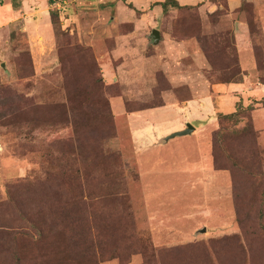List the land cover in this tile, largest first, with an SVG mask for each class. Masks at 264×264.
Instances as JSON below:
<instances>
[{
	"label": "rangeland",
	"instance_id": "374dc122",
	"mask_svg": "<svg viewBox=\"0 0 264 264\" xmlns=\"http://www.w3.org/2000/svg\"><path fill=\"white\" fill-rule=\"evenodd\" d=\"M162 1L0 0V264H264V0Z\"/></svg>",
	"mask_w": 264,
	"mask_h": 264
},
{
	"label": "crops",
	"instance_id": "0c3cea01",
	"mask_svg": "<svg viewBox=\"0 0 264 264\" xmlns=\"http://www.w3.org/2000/svg\"><path fill=\"white\" fill-rule=\"evenodd\" d=\"M179 1L181 2V4H184L181 0H179ZM241 4H242L241 0H228V8H229L230 12H233L236 9L238 10L240 8ZM217 9L218 8L216 7V10ZM210 12H212V9H210ZM135 28L137 29V27H135ZM234 30H235L236 39L239 38L242 35L245 36V40H244L245 42H244L243 45L240 46V44L238 42L237 43H238V50H239L240 56L243 53H245L246 56H247V59L244 58V60L241 57V64L243 66L242 70H245L246 72L244 71V78H243L242 81L230 82V83H225V84H221V83L219 84L218 83L216 85H213V84L211 85L212 86L211 89L214 87V88H216V91L221 92L222 95L221 94L218 95L220 101H223V97L225 95L237 98L235 96L234 92H232V91H235V90L242 91L245 88V86H246V88L250 87L251 89L258 90V91L262 90L264 92V84H262L261 82H258V84H256L253 81V75H254V70L253 69L255 67V62H254V60L252 58L251 49H250V46H249V39L251 37V32L248 29V25H246L245 22L237 21ZM160 32H161V35H162V39L158 43V44H160V46H161V44H163L162 42L165 41V40H167V42L170 45L173 46L171 50H174V48L175 49L179 48V49H185L187 52H189L188 49H187L188 45H191L192 47L196 46V54H198L197 57L200 60V65L202 67H205V68L208 67L209 64L207 63L208 62L207 56H206V54H205V52L203 50H200L201 52L199 51L198 46H197V44L199 42H197L198 41L197 39H196V43L197 44H195L194 43L195 38L188 39V40H186V39L185 40H178L172 34H169L167 32H163L161 30H160ZM242 50H245V52H243ZM247 69H249V70H247ZM223 90H226V92H224L225 94H223ZM208 96H209L207 98L208 101H207V103L205 101V105L209 104V102H211V104H213L212 100L210 98V94ZM193 100H195V99L192 98L191 100L189 99L188 101H193ZM239 100H242V99H239ZM222 104H223V102H222Z\"/></svg>",
	"mask_w": 264,
	"mask_h": 264
},
{
	"label": "trees",
	"instance_id": "16d2710c",
	"mask_svg": "<svg viewBox=\"0 0 264 264\" xmlns=\"http://www.w3.org/2000/svg\"><path fill=\"white\" fill-rule=\"evenodd\" d=\"M52 1H54V0H49L50 3H52ZM124 1H126V0H124ZM220 1H225V2H227V5H228V0H219V2ZM219 2L217 0H214V3H216L217 5ZM158 4L162 6L164 12H168L169 9H171V8L179 9V10H185V9L196 8V7L201 6V3H198L197 5L181 4L179 0H164L162 2H159ZM127 5L129 6V8L135 9V7L133 6L132 3H128ZM217 11H219V10H217ZM217 11H215L213 14H216ZM54 21H55V17H54ZM226 41H230V39H226ZM227 69H230V70L235 71V72H233L232 75L229 77L222 78V81H221L222 83L239 82V81L243 80L244 72H242L240 65H239V62L237 60H235V58L233 59L232 62H230L228 64ZM254 108H255L254 105L250 106V109H254ZM245 110H248V107H244L242 100H239L236 103V110L235 111H233L231 113L219 112L217 114V116L219 119H221V121H225V120L230 121L234 117L241 115V113ZM222 127H220L218 129V131L216 132V142H215L216 151H221L222 149L224 150L225 136H223V135L225 134V132H223ZM218 144H219L221 150L219 149ZM11 234H13L14 241H16L18 239L17 233H11Z\"/></svg>",
	"mask_w": 264,
	"mask_h": 264
},
{
	"label": "water",
	"instance_id": "95a60500",
	"mask_svg": "<svg viewBox=\"0 0 264 264\" xmlns=\"http://www.w3.org/2000/svg\"><path fill=\"white\" fill-rule=\"evenodd\" d=\"M149 38L152 40V42L154 44H158L162 39V35H161L160 30L157 28L152 29L151 33L149 34ZM186 126L187 127L185 129L175 131V132L171 133L170 135H168L166 137V140H169V139L177 137V136L188 135L195 130V126L190 122H188Z\"/></svg>",
	"mask_w": 264,
	"mask_h": 264
}]
</instances>
